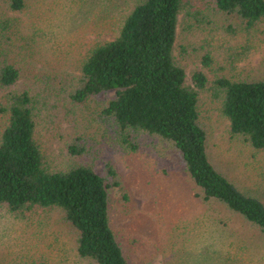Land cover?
Returning <instances> with one entry per match:
<instances>
[{"label": "rangeland", "instance_id": "rangeland-1", "mask_svg": "<svg viewBox=\"0 0 264 264\" xmlns=\"http://www.w3.org/2000/svg\"><path fill=\"white\" fill-rule=\"evenodd\" d=\"M138 1L25 0L22 10L11 11L7 0H0V58L4 48L19 67L15 86L59 88L63 76L67 87L65 76L77 73L92 46L118 34ZM190 13L178 14L173 55L185 69L186 83L195 70L206 76L198 105L208 129L209 157L245 193L264 202V150L230 133L211 89L219 77L264 79V17L245 30L234 16L201 2ZM113 96L114 91L103 92L83 109L69 106L66 112L62 105H48L39 130L53 153L79 141L89 151L84 159L94 162L99 174L106 163L116 169L120 185L111 190L109 217L127 264H264V237L212 223V207L193 197V185L165 143L140 135L131 138V148L107 118L96 114ZM4 104L0 99V109ZM4 125L0 110V134ZM57 212L35 209L12 217L0 210V264L69 263L66 245L56 243Z\"/></svg>", "mask_w": 264, "mask_h": 264}, {"label": "trees", "instance_id": "trees-1", "mask_svg": "<svg viewBox=\"0 0 264 264\" xmlns=\"http://www.w3.org/2000/svg\"><path fill=\"white\" fill-rule=\"evenodd\" d=\"M24 2L6 3L11 11H19ZM198 2L234 16L245 30L264 17V0H140L118 34L92 46L77 73L65 76L67 87L61 76L59 88L47 86L44 91L16 87L19 67L1 50L0 99L5 104L0 110L5 125L0 134V210L12 217L35 209L57 210L56 243L66 245L69 260L59 264H127L109 217L111 190L120 185L116 169L106 163L105 173L99 174L94 162L84 159L89 151L79 141L53 153L39 130L48 105H62L65 112L69 106L83 109L108 91L114 96L95 109L96 114L109 120L123 142L135 148L131 138L146 135L165 143L193 185V197L212 207V223L264 237V202L245 193L209 157L208 129L198 105L206 76L195 70L186 83L185 69L173 55L178 14H191ZM203 60L209 62L210 57ZM211 89L230 133L252 149L264 150V79L219 77Z\"/></svg>", "mask_w": 264, "mask_h": 264}]
</instances>
